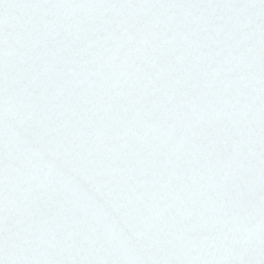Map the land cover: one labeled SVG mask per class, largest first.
<instances>
[{
	"label": "snow or ice",
	"instance_id": "6c2138e0",
	"mask_svg": "<svg viewBox=\"0 0 264 264\" xmlns=\"http://www.w3.org/2000/svg\"><path fill=\"white\" fill-rule=\"evenodd\" d=\"M0 264H264V0H0Z\"/></svg>",
	"mask_w": 264,
	"mask_h": 264
}]
</instances>
